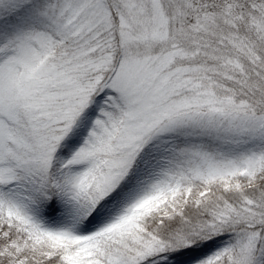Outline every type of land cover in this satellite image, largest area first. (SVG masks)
<instances>
[{"label": "snow or ice", "instance_id": "1", "mask_svg": "<svg viewBox=\"0 0 264 264\" xmlns=\"http://www.w3.org/2000/svg\"><path fill=\"white\" fill-rule=\"evenodd\" d=\"M0 264H264V0H0Z\"/></svg>", "mask_w": 264, "mask_h": 264}]
</instances>
